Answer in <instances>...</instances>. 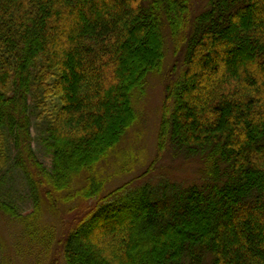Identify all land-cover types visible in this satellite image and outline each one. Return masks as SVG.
I'll use <instances>...</instances> for the list:
<instances>
[{"label": "trees", "instance_id": "obj_1", "mask_svg": "<svg viewBox=\"0 0 264 264\" xmlns=\"http://www.w3.org/2000/svg\"><path fill=\"white\" fill-rule=\"evenodd\" d=\"M169 48L157 156L204 177L106 190ZM0 217L34 264H264V0H0Z\"/></svg>", "mask_w": 264, "mask_h": 264}, {"label": "rangeland", "instance_id": "obj_2", "mask_svg": "<svg viewBox=\"0 0 264 264\" xmlns=\"http://www.w3.org/2000/svg\"><path fill=\"white\" fill-rule=\"evenodd\" d=\"M189 3L190 13L193 16L201 13L209 4V0H189ZM179 66L178 62L175 63V57L171 48H169V50H166L162 71L147 76L144 96L134 100L135 109L138 113L137 123L128 131L116 149V151L126 154L125 161L132 160L131 168H127L122 174H118L120 165L117 162L115 163L114 158L111 157L104 169L105 172H109L108 175L117 173V178L111 180L106 190H110L119 183L137 179L136 177L139 175H143L139 182L156 183L157 181L167 180L182 186L194 185L200 183L203 179L205 167L199 159L175 156L170 150H165L161 153V156H157L156 136L162 117L164 86L171 80V76L179 71ZM33 131L34 128L31 129V132ZM34 132L32 136L35 135ZM33 147L36 148L35 141ZM44 160L46 159L44 158ZM148 169H151V171H148ZM17 192L24 193V190L17 186ZM17 201L20 203L19 199ZM82 204L81 200H77L69 203V206L62 205L61 218L78 213L82 207L76 208ZM20 205L23 208L28 207V201H23ZM71 205L76 206L73 211L68 209ZM45 216L47 223L56 228L61 226L60 218L49 214H45ZM69 220L67 219V221ZM21 234V228L18 224L0 217V239L3 244V247L0 248V253H2L0 257L1 259H7L8 264H34L33 254L32 256L19 251V244L22 242Z\"/></svg>", "mask_w": 264, "mask_h": 264}]
</instances>
